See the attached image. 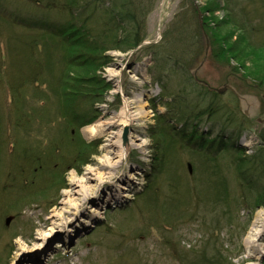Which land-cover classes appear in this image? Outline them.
<instances>
[{"label":"rangeland","instance_id":"rangeland-1","mask_svg":"<svg viewBox=\"0 0 264 264\" xmlns=\"http://www.w3.org/2000/svg\"><path fill=\"white\" fill-rule=\"evenodd\" d=\"M111 2L113 0H104L103 4L107 5ZM147 2L149 11L145 20L147 38L143 42V47L163 42L170 29L183 19L193 24L190 8L196 4L204 10L205 22L209 28L214 30L219 38L222 37L221 46L228 54L238 51V55L244 57L245 51L239 46L240 44H237L236 35H240L241 39L247 38V41L253 45L252 49H255L254 54H248L247 59L243 61L246 67L253 66V71H261L264 68V0H229V3L225 0H147ZM24 11L25 16L38 21L51 24L58 22L52 13L27 9ZM226 19L228 24L224 23ZM49 42L43 41L47 54H50L47 47ZM233 45L234 50H230V46ZM209 50L208 48L204 51L198 70L175 73H171V62L162 57L161 64H156L154 56L143 49L138 52L107 53L111 61L101 69L98 76L109 85L110 89L104 94L102 103L94 104L91 125L107 121L118 114L122 109L123 101L133 98L140 92L143 93L141 96L143 104H134L131 112H136L139 106H143L145 115L129 126L110 125L100 140L84 137L82 129L87 125L80 129V135L73 133L77 121L67 119V122H64L62 118L64 111L58 114L59 109L62 110V101L57 96V91L55 96L46 88L45 97L40 98L45 99L44 103L39 99L34 102L36 122L28 125L27 129H17L16 117L13 119L10 115L9 118V96L4 86L0 85L2 87L0 88V127H2L0 264H192L196 253L200 252L208 241L215 249H209L206 255L219 253L223 264H264V255L259 258H247L243 245L253 220L257 215L264 213V209L254 213L246 230V213L237 211L233 201L229 200L233 205L229 209L222 207L214 213V210H203L202 207L197 209L195 202L188 200L191 187L201 186L198 170L191 165L195 164L198 167L200 164L196 155L190 157L184 149L181 153L166 152L162 158L163 166L159 174L151 176L154 161L149 131L154 129V120L158 114H165L167 108L164 102H169L174 93L190 91L191 95L188 99L197 102L202 95V89L197 85L200 83L197 82L204 83L207 90L208 88L225 89L222 93L223 101L235 104L240 117L245 116L248 120L243 133L238 137L237 131L228 126L222 125L221 129H224V133H221L218 121H209L200 126V130L205 133L210 130V138L216 135L231 136L232 142L244 149L246 156L264 150V142L259 139V136L264 134V90L257 84L251 83L249 79L244 80L239 74L231 76L229 69L216 62ZM229 62L230 65L235 66L233 60ZM239 70L242 75H246V70L243 68ZM134 76L137 77L136 82L133 81ZM157 80L168 89L169 93L166 96L161 94ZM65 92L67 98L71 99V93ZM153 106H156L155 110ZM168 121H170L169 125L175 124L172 120ZM175 127L180 129L181 124ZM251 128L254 129L253 133L250 132ZM11 129L16 135H11ZM125 129L128 142L123 145L122 134ZM71 130H73L72 138L69 134ZM12 138L13 141L16 138L21 142L23 151H31L38 146L40 149L46 147V151L47 146L59 144V149L55 153L57 159L55 162L48 161L47 166L33 164L18 177L19 164L15 158L19 146L15 147L12 144ZM108 138L112 143L116 140L120 141L119 152L115 146H112V149L125 155L117 175L134 172L132 180L118 184L121 187L125 186L126 190L119 191L127 198H120L118 203L87 202L83 209L84 213H79L70 224L64 226L65 233L52 234L45 242L42 241L47 253L45 262L35 259L34 254L27 253L23 261L17 263L16 257L20 253L18 247L24 252L28 251L37 235L48 234L50 227L45 219L49 217L54 205L61 202V194L70 184V175L73 173L78 178L90 176L88 171L94 170V164L104 156L102 148L107 143L105 139ZM81 140L92 145L94 155L85 157L84 165H75L74 151H67L63 144L67 143L70 146V142L73 147H78ZM123 147L126 149L122 150ZM167 147L170 148L171 144L167 143ZM12 151L15 153L10 157ZM47 155L50 156L49 153ZM62 156H65L66 163H61ZM220 157L218 164L224 167L229 185L233 189L234 173L233 168L229 166V157L221 155ZM187 164L191 165L190 172ZM53 174L60 180L58 185H50L46 190H39L46 187L44 186L46 175L48 179H52ZM253 182L264 190V180L258 183L253 179ZM28 185L31 187L29 188ZM24 186L38 191L28 195L24 192ZM90 186H95L93 180ZM97 188L104 191L107 185ZM174 191L184 197V200L166 205ZM178 204L179 208L175 211ZM92 209L98 210L94 215L103 218H94L93 213H90ZM81 220L89 225L81 224ZM202 222L205 224L202 225ZM75 225H80V228H75ZM71 228L74 232L69 235L67 230ZM37 242L41 243V240ZM58 243H60L59 248H55ZM205 261L212 260L206 257Z\"/></svg>","mask_w":264,"mask_h":264},{"label":"trees","instance_id":"trees-1","mask_svg":"<svg viewBox=\"0 0 264 264\" xmlns=\"http://www.w3.org/2000/svg\"><path fill=\"white\" fill-rule=\"evenodd\" d=\"M103 1L0 0V85L4 86L9 96V118L10 115L13 119L16 117L17 129H27L28 125L36 122L34 102L39 99L44 103L45 99L40 98L45 97L46 88L55 96L58 93L57 96L62 101V110L60 108L58 114L64 111L63 117L61 116L64 122H67V119L77 121L74 132L73 130L69 132L70 137H73V133L80 135V128L92 121L94 104L102 103L104 94L110 89L98 73L110 63L111 58L107 53L112 51L128 53L143 49L154 56L156 64H161L162 57L171 62V73L185 70L191 72L200 67L207 39L212 57L220 65L228 68L231 76L239 74L244 80L249 79L251 83L264 90V68L261 71H253V66L247 68L243 62L248 54H254L255 49L251 47L253 45L247 38L241 39L240 35H236L238 43L235 42L234 45L240 44L245 55L241 57L238 51L228 54L221 46L222 37L219 38L205 22L203 16L205 12L202 8L197 9L194 4L191 6L193 24L183 19L170 29L163 42L143 47L142 44L147 38L145 27L149 13L147 0H113L107 5L103 4ZM225 1L229 3V0ZM25 9L52 13L58 22L51 24L25 16ZM224 23L228 24L227 19ZM45 40L50 41L47 45L50 54L46 53L43 46ZM234 45L229 49L234 50ZM230 60L235 62V66L230 65ZM240 68L246 70V75L240 73ZM157 82L161 94L166 96L169 93L168 89L158 80ZM197 83H200L197 85L202 89V95L197 102L188 99L190 91L174 93L169 102H164L167 108L165 114H158L154 120V129L149 131L154 161L151 176L159 174L166 152L181 153L184 149L190 157L196 155L200 164L198 167L195 164L191 165L198 170L201 186L191 187L188 200L194 201L197 209L202 207L203 210H214V213L222 207L229 209L233 206L229 200L233 201L237 211L246 213L247 230L254 213L264 209V190L253 182V179L258 183L264 180V150L246 156L245 150L232 142L231 136L216 135L210 138V130L207 133L201 131L200 126L209 121H218L221 133H224L221 126H228L237 131L238 137L243 133L248 120L245 116L240 117L235 104L223 101V94L207 90L204 84ZM65 91L71 93V99L67 98ZM155 108L156 106H153V110ZM168 120L174 121L175 124L169 125ZM177 124H181L180 129L175 127ZM259 139L264 142V134H261ZM167 143H170V148L173 149L168 148ZM12 144L15 147L19 146L15 158L19 164L18 177L33 164L47 166L48 161L55 162L57 159L55 153L59 149V144L47 146L46 151V147L40 149V146L31 151H23V145L20 146L21 142L16 138ZM69 145L64 143L63 147L66 146L67 151H74L75 165H84L85 157L94 155L92 145L82 140L78 147H73L70 142ZM13 153L15 151L11 152L10 157ZM220 155L229 157V166L233 168L234 173L233 189L229 185L224 167L218 164ZM61 163H66L65 156H62ZM191 165L187 164L189 172ZM257 172L261 174H256ZM51 177L52 179H48L46 175L44 182L46 187L39 190H46L50 185H58L60 180L54 174ZM36 191L38 190L24 186V192L28 195ZM169 199L166 205L184 200V197L174 191ZM179 204L175 211L178 210ZM204 224L202 222V225ZM209 249L214 250L215 247L208 241L202 250L196 253L195 260L191 263L223 264L219 253L206 255ZM206 257L212 261L206 262Z\"/></svg>","mask_w":264,"mask_h":264},{"label":"bare ground","instance_id":"bare-ground-1","mask_svg":"<svg viewBox=\"0 0 264 264\" xmlns=\"http://www.w3.org/2000/svg\"><path fill=\"white\" fill-rule=\"evenodd\" d=\"M137 77L134 76L133 81L136 82ZM142 92L134 95L133 98L123 101V106L121 111L112 116L109 120L104 122H98L93 125H88L82 129L83 135L86 139L100 140L104 136L105 131L110 127V125H121L129 126L130 123L138 121L143 118L145 112L143 111V106H139L136 112H131L134 104H143V99L141 96ZM107 128V129H106ZM110 138V137H109ZM105 139L103 146L104 156H101V159L94 164L95 169L89 170L90 176H82L78 178L73 173L70 175V184L67 186V189L61 194V202L54 205V208L51 210L49 217L45 220L49 222L50 229L48 234L41 233L34 238V243L31 244L28 251H25L22 248L18 247L20 253L17 254L16 262L21 263L24 256L27 253L34 254L35 259H41L43 262L46 261V249L42 245V241L45 242L47 237L56 235L58 232H66L64 226L70 224L73 218H75L79 213H84V206L88 203L95 204L98 202H109L118 203L120 198H127L124 194H121L119 190H126L125 186L121 187L118 184L121 182L125 183L133 179V173H126L117 175L123 160L125 159L124 153L119 154V149H121L120 141L111 142L110 139ZM131 144V141H129ZM112 146L117 147L118 152L112 149ZM126 147H123L122 150H125ZM87 172V173H88ZM94 181L95 186H90V182ZM107 185L106 190H98L97 187H102ZM119 187V188H118ZM105 194V196H104ZM74 195H76L74 197ZM94 212H98L97 209H92L90 213H93L94 218H103L102 216L98 217L94 215ZM80 223L84 225H89L85 221L81 220ZM75 228H80V225H75ZM74 232L71 229L67 230V233L70 235ZM41 240V243L37 241ZM244 249L245 256L247 258H259L261 255H264V213H261L255 217L251 227L246 234L244 239ZM60 243L56 245L55 248H59ZM43 255V257H42Z\"/></svg>","mask_w":264,"mask_h":264},{"label":"water","instance_id":"water-1","mask_svg":"<svg viewBox=\"0 0 264 264\" xmlns=\"http://www.w3.org/2000/svg\"><path fill=\"white\" fill-rule=\"evenodd\" d=\"M223 91L224 90H219L218 92L219 93H222ZM251 131L253 132V129H251ZM127 142H128V140H127V130L125 129L124 132H123V134H122V144L123 145H126Z\"/></svg>","mask_w":264,"mask_h":264}]
</instances>
